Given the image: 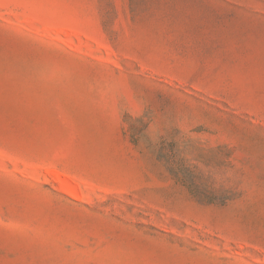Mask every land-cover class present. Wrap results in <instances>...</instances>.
Returning a JSON list of instances; mask_svg holds the SVG:
<instances>
[{"label":"rangeland","instance_id":"obj_1","mask_svg":"<svg viewBox=\"0 0 264 264\" xmlns=\"http://www.w3.org/2000/svg\"><path fill=\"white\" fill-rule=\"evenodd\" d=\"M0 264H264V0H0Z\"/></svg>","mask_w":264,"mask_h":264}]
</instances>
